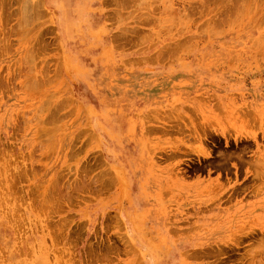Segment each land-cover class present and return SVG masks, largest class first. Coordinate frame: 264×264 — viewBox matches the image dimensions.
<instances>
[{
  "label": "rangeland",
  "instance_id": "rangeland-1",
  "mask_svg": "<svg viewBox=\"0 0 264 264\" xmlns=\"http://www.w3.org/2000/svg\"><path fill=\"white\" fill-rule=\"evenodd\" d=\"M0 264H264V0H0Z\"/></svg>",
  "mask_w": 264,
  "mask_h": 264
}]
</instances>
